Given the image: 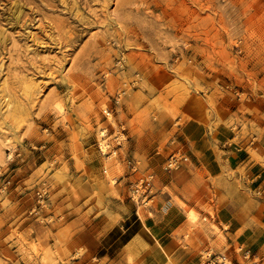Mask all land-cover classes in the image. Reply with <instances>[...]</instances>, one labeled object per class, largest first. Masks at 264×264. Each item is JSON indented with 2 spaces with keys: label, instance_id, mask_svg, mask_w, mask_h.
Returning a JSON list of instances; mask_svg holds the SVG:
<instances>
[{
  "label": "rangeland",
  "instance_id": "obj_1",
  "mask_svg": "<svg viewBox=\"0 0 264 264\" xmlns=\"http://www.w3.org/2000/svg\"><path fill=\"white\" fill-rule=\"evenodd\" d=\"M185 103L264 143V0H0V264H111Z\"/></svg>",
  "mask_w": 264,
  "mask_h": 264
},
{
  "label": "crops",
  "instance_id": "obj_2",
  "mask_svg": "<svg viewBox=\"0 0 264 264\" xmlns=\"http://www.w3.org/2000/svg\"><path fill=\"white\" fill-rule=\"evenodd\" d=\"M179 111L158 134L175 128L167 147L181 150L187 161L169 172L152 166L158 176L150 185L151 205L102 235L118 228L111 264H198L201 251L224 255L231 264H264V143L251 153L252 144L227 142L234 137L230 129L209 127L200 105L185 103ZM145 137L140 142H146ZM257 191L261 195L254 196ZM180 203L198 213L197 229L188 230L191 221ZM236 246L259 261L244 254L238 259Z\"/></svg>",
  "mask_w": 264,
  "mask_h": 264
},
{
  "label": "built area",
  "instance_id": "obj_3",
  "mask_svg": "<svg viewBox=\"0 0 264 264\" xmlns=\"http://www.w3.org/2000/svg\"><path fill=\"white\" fill-rule=\"evenodd\" d=\"M118 143H119V141H118ZM99 148H100V150L102 149L100 144H99ZM185 161H187V157L185 155H183V154L177 155L176 153H173L166 160L165 169H167V170L177 169ZM149 177H151V175ZM149 184H150V180H146V181L139 180L138 181L137 185H140V186L139 187H135V189L133 190V197L134 198L136 197V200H134L135 202H138V200L140 198L139 192H140L141 188L144 189L145 196H146V193L150 190V185ZM243 254H244L243 256H247L248 255V251L244 250ZM209 258L211 259V260H209V262H211L212 264H227L226 261H225L226 258H225L224 255L219 254L218 256H214V257L211 256Z\"/></svg>",
  "mask_w": 264,
  "mask_h": 264
},
{
  "label": "bare ground",
  "instance_id": "obj_4",
  "mask_svg": "<svg viewBox=\"0 0 264 264\" xmlns=\"http://www.w3.org/2000/svg\"><path fill=\"white\" fill-rule=\"evenodd\" d=\"M131 3V2H130Z\"/></svg>",
  "mask_w": 264,
  "mask_h": 264
}]
</instances>
